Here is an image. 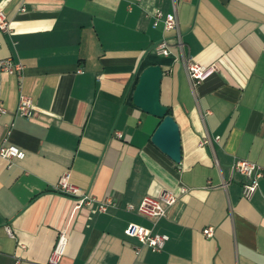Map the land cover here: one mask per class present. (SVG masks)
I'll return each instance as SVG.
<instances>
[{"label":"crops","instance_id":"crops-1","mask_svg":"<svg viewBox=\"0 0 264 264\" xmlns=\"http://www.w3.org/2000/svg\"><path fill=\"white\" fill-rule=\"evenodd\" d=\"M0 9L12 30L0 31V59L24 66L21 78L0 70V144L12 122L7 140L25 152L10 164L0 156V264H45L60 230V264H264V0H0ZM157 9L176 12L182 49L174 30L152 25ZM161 38L169 55L154 50ZM183 55L217 70L192 86ZM152 64L179 126V162L151 142L159 119L132 101L135 73ZM20 93L35 105L30 118L13 115ZM205 136L211 144L200 145ZM237 158L261 166L250 199ZM65 172L115 205L76 208L54 190ZM163 190L177 196L164 216L125 209ZM131 222L167 234L163 248L128 236Z\"/></svg>","mask_w":264,"mask_h":264},{"label":"built area","instance_id":"built-area-1","mask_svg":"<svg viewBox=\"0 0 264 264\" xmlns=\"http://www.w3.org/2000/svg\"><path fill=\"white\" fill-rule=\"evenodd\" d=\"M158 22H162L163 29L175 31L174 45L182 49V41L180 39V33L178 30V18L176 12H166L157 9L152 16V25L156 26ZM0 31L6 34H11L10 22L7 20L5 13L0 9ZM171 43L166 38H161L155 45L154 50L160 55H169L171 53ZM183 66L189 77L192 86L199 84L213 74L217 67L214 63L201 64L193 60L189 55H183ZM23 64L20 61H14L12 58L0 59V70L14 73L19 78L22 77ZM6 113V108L0 105V114ZM35 114V105L32 98L26 94L20 93L17 101L16 108L13 112L14 117L20 116L24 118H30ZM13 123L7 124L6 134L10 133ZM7 135L0 144V156L4 158L8 164L13 159H22L25 156L24 150L18 146L9 143ZM119 135V134H118ZM214 140H218V136L214 137ZM212 138L205 136L201 138L200 145L211 144ZM232 169L240 173L244 177V181L241 184V194L244 198L250 199L255 192L259 179L262 176L261 166L257 163L244 159L237 158L232 163ZM54 190L64 195L70 196L75 201V207L78 208L84 204L96 203L97 208L100 211L106 210L108 206H114L110 198L104 200H96L89 193L81 191L80 188L69 181V175L67 172L63 173L57 183L54 186ZM177 199L175 193L171 190H163L157 196L145 195L137 206L133 204H126L125 209L128 211H134L142 217L155 220L166 214L167 208L172 205ZM7 234L13 236L8 226H5ZM213 226H207L203 228L202 233L206 237L213 235ZM126 234L130 237L136 238L142 245L148 246L153 251L161 250L168 240V235L159 232H153L151 229L138 224L129 223L126 228ZM68 237L65 230L58 232L57 238L53 245V248L47 258L45 264H60L62 257L65 254L67 247ZM20 247H24L20 244ZM139 249H136L138 253ZM15 264H20V260H16Z\"/></svg>","mask_w":264,"mask_h":264},{"label":"water","instance_id":"water-1","mask_svg":"<svg viewBox=\"0 0 264 264\" xmlns=\"http://www.w3.org/2000/svg\"><path fill=\"white\" fill-rule=\"evenodd\" d=\"M163 69L159 64L144 67L136 76L132 91L133 104L155 116L159 123L151 135V142L174 162L181 159L179 126L168 107L160 100V84Z\"/></svg>","mask_w":264,"mask_h":264},{"label":"trees","instance_id":"trees-1","mask_svg":"<svg viewBox=\"0 0 264 264\" xmlns=\"http://www.w3.org/2000/svg\"><path fill=\"white\" fill-rule=\"evenodd\" d=\"M168 113H170L171 114V112H170V109L168 108Z\"/></svg>","mask_w":264,"mask_h":264}]
</instances>
